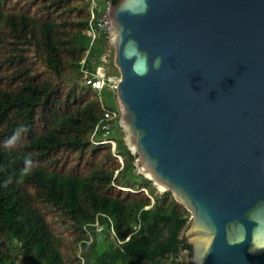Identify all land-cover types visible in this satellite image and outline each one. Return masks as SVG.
<instances>
[{"label":"trees","instance_id":"trees-1","mask_svg":"<svg viewBox=\"0 0 264 264\" xmlns=\"http://www.w3.org/2000/svg\"><path fill=\"white\" fill-rule=\"evenodd\" d=\"M90 3L0 0V264H191L190 213L137 173L118 119L114 149L92 140L108 85L86 81L111 55L89 49Z\"/></svg>","mask_w":264,"mask_h":264},{"label":"water","instance_id":"water-1","mask_svg":"<svg viewBox=\"0 0 264 264\" xmlns=\"http://www.w3.org/2000/svg\"><path fill=\"white\" fill-rule=\"evenodd\" d=\"M119 125L190 213L191 264H264V0H118Z\"/></svg>","mask_w":264,"mask_h":264},{"label":"built area","instance_id":"built-area-1","mask_svg":"<svg viewBox=\"0 0 264 264\" xmlns=\"http://www.w3.org/2000/svg\"><path fill=\"white\" fill-rule=\"evenodd\" d=\"M89 1L91 2L90 10H89L90 17L88 22V28L86 30L87 35L90 37L89 49L98 38L103 36L104 38H106L108 43V47L105 53L102 55V59L106 60V57H109L111 52L110 50L112 48L111 40H110V24L108 20V11H109L110 3L109 2L101 3L98 0H89ZM89 49L87 50L86 54H88ZM100 69L102 68L101 67L98 68L97 76L95 77V79H88L86 81L87 84H90L93 89L98 91H100L105 86V84H107L110 89L115 91L117 88L118 77H110V76L106 77L107 75H105L104 69H102L104 74H102L101 71H99ZM84 73L86 75L88 73V70L85 69ZM103 109H104L103 118L95 126L92 140L93 142L96 143L99 142L102 144L109 143L114 149L116 145L115 141L109 137L110 134L112 133V129L116 126L114 122L117 119L119 120L121 108L119 106L118 111L113 109H107L104 107ZM99 130L102 131V136H101V140L98 142L95 141L93 137L98 133Z\"/></svg>","mask_w":264,"mask_h":264},{"label":"rangeland","instance_id":"rangeland-1","mask_svg":"<svg viewBox=\"0 0 264 264\" xmlns=\"http://www.w3.org/2000/svg\"><path fill=\"white\" fill-rule=\"evenodd\" d=\"M110 51H111L110 55H111V58L113 57V60L111 58L107 59V61H104V63L100 67L104 69L105 75L109 74V75H112L110 77H118L119 73H118L117 68L114 66V62H113L114 61V49L112 48ZM102 69H100L99 71H101V73L104 74ZM101 99L105 107H107L108 109L116 108V106L119 105L115 91L110 89L108 86L104 87L102 94H101ZM121 136H123L122 130L118 128L117 129L114 128V138H119ZM119 159L121 160V158ZM183 256L185 255L182 254V257Z\"/></svg>","mask_w":264,"mask_h":264}]
</instances>
